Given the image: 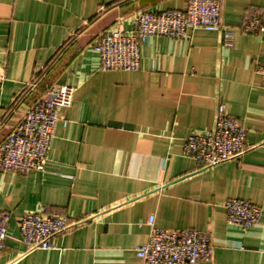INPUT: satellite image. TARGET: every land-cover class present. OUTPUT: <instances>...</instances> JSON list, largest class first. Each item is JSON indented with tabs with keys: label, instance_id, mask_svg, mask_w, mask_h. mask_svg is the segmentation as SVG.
<instances>
[{
	"label": "crops",
	"instance_id": "obj_1",
	"mask_svg": "<svg viewBox=\"0 0 264 264\" xmlns=\"http://www.w3.org/2000/svg\"><path fill=\"white\" fill-rule=\"evenodd\" d=\"M187 0H0V144L28 108L60 86L75 89L60 111L43 172H0V211L9 213L0 264H142L147 221L170 231H209L214 257L200 264H264V88L256 67L264 38L239 30L264 0H222L234 30L185 39L151 37L133 72H102L92 47L140 12L183 10ZM246 131L243 155L199 168L183 139L211 130L216 108ZM261 209L254 228L228 225L224 203ZM59 214L71 226L49 250L26 251L27 212Z\"/></svg>",
	"mask_w": 264,
	"mask_h": 264
},
{
	"label": "built area",
	"instance_id": "obj_2",
	"mask_svg": "<svg viewBox=\"0 0 264 264\" xmlns=\"http://www.w3.org/2000/svg\"><path fill=\"white\" fill-rule=\"evenodd\" d=\"M133 29L119 27L102 35L92 49L102 72H133L140 67V50L151 37L185 39L188 31L203 29L219 32L221 46L230 49L234 30L222 19V0H187L183 10L140 12L132 20ZM239 30L245 35L264 38V8L246 14ZM264 88V62L256 67ZM75 89L60 86L35 101L23 121L0 144V172L28 174L43 172L60 111L71 106ZM246 131L224 105L216 108L211 130L193 133L183 139L181 154L199 168H210L238 159L245 152ZM228 225L246 232L259 223L261 209L249 200L231 198L224 203ZM9 213L0 211V251L8 237ZM71 224L59 214L27 212L19 223L21 242L26 251L49 250L53 239ZM147 241L135 250L142 264H200L214 257L209 231L181 229L170 231L156 227L153 216L147 221Z\"/></svg>",
	"mask_w": 264,
	"mask_h": 264
}]
</instances>
